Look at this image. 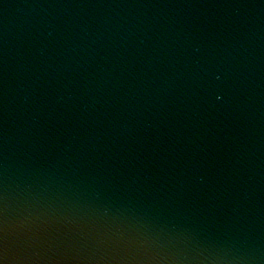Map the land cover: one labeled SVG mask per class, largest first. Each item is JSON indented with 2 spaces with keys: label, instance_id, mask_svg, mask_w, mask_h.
<instances>
[{
  "label": "water",
  "instance_id": "obj_1",
  "mask_svg": "<svg viewBox=\"0 0 264 264\" xmlns=\"http://www.w3.org/2000/svg\"><path fill=\"white\" fill-rule=\"evenodd\" d=\"M2 264H264V0H0Z\"/></svg>",
  "mask_w": 264,
  "mask_h": 264
},
{
  "label": "snow or ice",
  "instance_id": "obj_2",
  "mask_svg": "<svg viewBox=\"0 0 264 264\" xmlns=\"http://www.w3.org/2000/svg\"><path fill=\"white\" fill-rule=\"evenodd\" d=\"M3 250V222H2V216H0V251ZM0 264H2V261H0Z\"/></svg>",
  "mask_w": 264,
  "mask_h": 264
}]
</instances>
